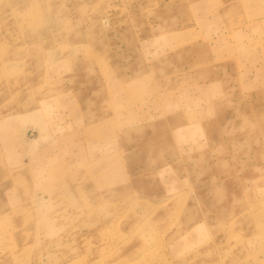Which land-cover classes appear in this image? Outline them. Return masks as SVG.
Masks as SVG:
<instances>
[{
  "label": "rangeland",
  "instance_id": "obj_1",
  "mask_svg": "<svg viewBox=\"0 0 264 264\" xmlns=\"http://www.w3.org/2000/svg\"><path fill=\"white\" fill-rule=\"evenodd\" d=\"M0 264H264V0H0Z\"/></svg>",
  "mask_w": 264,
  "mask_h": 264
}]
</instances>
